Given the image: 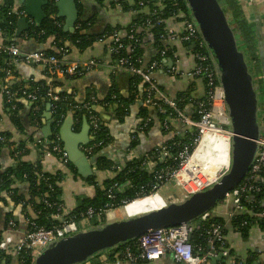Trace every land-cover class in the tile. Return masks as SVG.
<instances>
[{
	"label": "trees",
	"instance_id": "1",
	"mask_svg": "<svg viewBox=\"0 0 264 264\" xmlns=\"http://www.w3.org/2000/svg\"><path fill=\"white\" fill-rule=\"evenodd\" d=\"M97 3L103 5L104 0H95ZM221 5L226 9L229 23L236 28L235 34L239 36L236 37L239 49H244L247 52L248 57L251 60V71L253 72V77L258 76L262 78V69L260 63H257L259 57L258 53V36L251 31L249 25L243 19V13L241 9L237 6H233L230 0H219ZM55 2L50 0L48 5L43 7V12L45 18L39 25H36L33 21L28 22V28L21 34L18 38L16 36V30L18 22L21 20L15 15V0H2L0 2V37L2 40L1 45L7 46L10 44H16L17 41L22 39L27 40V42H35L37 45L46 43L47 40L51 39L50 45L53 49L39 50L47 55H54L59 59H63L71 50L77 52H84L91 48L95 43L99 41H105L111 36L113 32H118L121 36V41L124 49L121 51L120 55L124 57H129L132 60H141L143 62L144 55L148 50L150 52L151 59L148 63L158 62L162 65V61L166 58H172L175 52L174 47H169L164 45V41L167 38L166 21L170 18L177 19L178 21H185L188 16V10L185 6L183 0H164L162 2H153L151 0H112L108 2L111 8L118 7L121 11L126 13H131V20L129 24L125 27L116 25L111 27L106 25L101 31L96 32L94 29V16L91 18H85L84 3L83 0H75V6L77 10V21L74 26V31L72 33H67L63 31V20L57 17V10L55 8ZM23 10V9H17ZM181 13L180 16L178 14ZM40 33L43 35L39 36ZM128 36H132L129 39ZM112 44L111 42L109 45ZM17 45V44H16ZM19 48V47H18ZM67 50V53H62L60 50ZM107 49V48H106ZM165 51L162 56L161 52ZM199 51L198 46L193 49V52ZM205 53V51L202 49ZM112 63L114 64L117 59L116 55H111ZM13 63L11 58L0 51V68L2 70L0 74V79H4L8 72H11L12 76H15ZM127 75V74H124ZM129 77V86L127 91L120 92L116 87H111L107 94L98 99V104L100 109L106 113L110 111L115 115L116 121L121 124L125 121V118L129 116L130 110L133 106L137 105V120L140 125L142 121L147 118L156 119L159 123L165 121L166 119H171L174 117V112L167 106H162L164 113H159V111L143 107V86L141 81L133 76L127 75ZM65 77H77V76H65ZM203 81V80H202ZM204 88L205 92L203 97L194 98L190 95V90L180 93L176 96L178 109L185 115L192 117L194 120L197 119L195 113V104L204 103L207 105L209 87L206 85L205 81ZM261 83V82H260ZM56 82H46L44 80H39L32 83L29 86V90H34V88H39V98L37 105L40 107V111H44L45 105H49L47 99L45 98V93L47 88L52 85L56 86ZM6 85L11 91H17L18 89L26 88L22 83L12 84L11 81L6 82ZM261 94L264 96V82L260 85ZM62 97H67L66 101H62L57 104L56 112L53 114V136L59 134L60 125L64 119L65 114L70 111L73 112V118L76 120L75 130L79 129V126L85 116L83 110L73 109L76 104L75 98L71 97V94H66L61 92ZM87 96L85 98L88 99ZM263 101V100H262ZM23 101L17 103V108L14 111H10L9 105L5 103L4 97V107L9 109L10 117L9 121L15 131L23 134L26 139L19 142L18 145L12 140V133L9 131H0V137L4 138L5 142L0 143V154L4 153L7 158L12 161L11 165L4 166L0 164V204L3 207L8 206L9 202L15 207L20 206L21 212L24 214L25 218L29 217L28 208H30L33 213V218H28V226L30 229L29 222H32L37 227L51 228L58 224V221L54 219V215L61 212V207L63 208V201L61 198L62 191L60 189L59 183L62 180V175L60 173L49 174L43 171L40 158L35 162L26 161L24 157L27 155L25 153H18L15 157L16 151H13V146L16 144V150H21L26 146L25 143H31L33 136L35 135V122L34 117L39 120L40 111L37 115H33L29 112V115L25 118L22 116V112L25 109ZM26 102V101H24ZM264 102V101H263ZM43 106V107H42ZM42 107V109H41ZM100 119V129L95 135L96 141L103 140V147L101 149H96L97 154L95 160V168L98 172L110 171L116 167L117 163L108 159L102 155V150L107 147L111 142V137L108 133V128L103 123L102 113L96 108L94 111ZM153 126V122L142 131V133L132 132L131 136H135L134 139L130 140L129 149L134 150L139 145V135H147ZM162 135L167 136V132L161 130ZM192 139L191 134L188 132L179 133L175 135L172 139L166 138L163 142V146L169 148L173 142L186 144ZM171 154H176L180 147H170ZM12 149V150H11ZM152 154L153 149L148 151ZM201 147L197 150L195 155L200 154ZM144 159V156H138L131 160H124L121 166V172L117 173L115 176L103 179L102 181H96L95 177L87 179L86 182L94 188V195L92 198H78L75 207L69 212L68 217L75 221L81 219L80 214L84 213L88 209H93L95 214H100L104 216L107 210H114L123 207V202L130 203L137 197H144L151 194V184L154 183L153 177L144 170L139 169L137 166ZM69 172L76 175L75 168L71 163L68 164ZM118 183L121 187L120 192L113 193L112 198H108L105 195L106 189L113 184ZM18 185H23L25 192H20L17 188ZM260 185L264 189V175L260 180ZM143 187V188H142ZM6 193L9 200L1 196ZM140 195V196H137ZM152 195L148 196L151 197ZM147 198V197H146ZM138 200V199H137ZM136 201V200H135ZM211 217L204 221L197 220L195 225L198 226L191 237L190 240L196 243H202L205 231L214 225H224L225 222L221 217L216 216L213 211H210ZM0 218L2 219V227L8 223V221H14L11 212L5 211V213L0 212ZM95 220V218H92ZM246 222L245 225L241 226L242 222ZM230 226L232 230L241 234L243 239H247L250 229L254 224L258 226L261 231H264V220L263 219H252L250 215L246 213H241L236 218L230 221ZM97 222L93 226H96ZM0 231V238H1ZM226 234V229H225ZM135 241H130L128 243L119 245L110 250V258L117 253V251L122 250L126 246L131 247L132 251H135L133 247ZM232 254V251L230 250ZM24 256L23 253L19 255L22 260ZM17 258V262L19 261ZM16 258V257H15ZM14 258L6 256L4 253L0 252V264H13ZM256 256L254 253L249 252L247 258L244 259L242 264H254ZM225 260L221 259V263ZM23 264H32L30 258L26 259Z\"/></svg>",
	"mask_w": 264,
	"mask_h": 264
},
{
	"label": "built area",
	"instance_id": "2",
	"mask_svg": "<svg viewBox=\"0 0 264 264\" xmlns=\"http://www.w3.org/2000/svg\"><path fill=\"white\" fill-rule=\"evenodd\" d=\"M183 1L188 10L189 18L183 21L184 32L179 40L184 43H192L195 45V48L197 46L199 48V51L193 52L196 64L194 68L187 73V76L201 78L210 88L206 103L207 105L204 103L195 104L196 120L181 112L178 109L175 100L163 95L158 87L156 79L153 77L155 71L161 66L160 63L155 61L144 65V62L141 60H132L129 57L121 56L120 53L124 49V46L120 34L118 32H113L111 36L107 38L108 42L112 43L110 45L109 43L107 44L109 56H117L113 68L123 74L137 77L142 85H144L142 99L143 107H149L159 111V113H164L162 108L164 105L174 112L175 116H172L171 119H166L161 123L157 121L160 129L167 132V138L172 139L175 135L185 132H188L192 136L190 142L183 145L179 142H173L171 143L172 145L167 148L163 146L162 143L161 145L152 148V154L146 152L141 155H132V150H128V154L131 155L125 160L144 156V159L141 160L137 167L146 171L153 177L154 183L151 184L152 192L148 196L159 195L160 193L165 192L167 185L175 186L174 189H169V194L164 198L170 202L182 201L191 195L209 189L212 185L217 183L225 173H227L230 164V156L227 168L214 172V174H211L204 164L198 162L191 163V160L206 135L227 134L226 137L229 141V153L232 137L230 131L227 132L223 129L224 126L227 125L228 119L225 114L223 94L218 84L214 68L209 60L204 44L200 40L190 10L185 0ZM14 12L18 18L26 19L31 22V19L28 18L24 10L14 9ZM180 15L181 13L178 14V16ZM41 35H43V33L39 34V36ZM128 38L132 39V36H128ZM0 51L7 54L14 65L18 62H22L31 67H41L53 79L58 75L63 77H81L97 65L96 61H90L84 64H66L63 59L61 60L54 55H47L39 50L21 52L16 44H10L7 46L0 44ZM60 51L64 54L67 53V50L61 49ZM164 54L165 51H162L161 55L163 56ZM1 72L2 70L0 68V74ZM169 73L172 75H178V72L174 67L170 68ZM12 77L11 72H8L4 79H0V95L3 98L5 97V103L9 105L10 111L16 110L17 103L23 100L30 103L32 114L34 116L37 115L40 111V107L37 105L39 88L36 87L34 90H29V87H27L18 89L17 91H11L6 85V82L11 81ZM71 97L74 98V95L72 94ZM88 97V99L82 101H76L75 99L77 105H74L73 109L84 111L85 116H83V119L88 127L91 140L86 145H82L80 150L89 161H92L96 160V157L99 155L97 154L96 149H101L103 147L102 139L99 141L94 140L95 135L100 129V119L94 111L96 108L100 109V107L103 106L98 104V98L95 95L91 94ZM45 98L49 104L51 116L56 112L57 104L67 100V97H62L60 93H56L52 86L47 88ZM155 120L156 119L153 120L152 118H147L142 121L140 125L137 123L134 131L142 133L149 123L153 122L154 124ZM34 122L36 123L34 125L36 128V125L39 124L37 117H34ZM175 124L178 125L177 129L174 127ZM34 136L32 142L25 143L26 146L21 150L15 149L16 144L18 145V143L13 146V151H16L15 157L18 156V153L29 151L30 146H34L38 148L41 160L43 157H54L60 166L68 168V164L70 163L69 158L63 149L59 135H55L46 146H44L39 138ZM134 138L135 136H131L130 140ZM4 142V138L0 137V143ZM170 147H180V150L173 155L170 153V150L172 149ZM116 165L117 166L110 171L104 172L107 175L104 179L111 178L121 172V166L123 163H118ZM92 168L95 172H98L95 168V163L92 165ZM60 174L63 179L65 175L62 173ZM263 175L264 134L258 140V148L254 161L246 176L233 190L226 194L225 199H227L228 203L232 205V211L229 214V221L236 218L241 213L250 215L255 221L256 219L264 220V189L260 185V180ZM95 180L98 182L97 178H95ZM121 189L122 188L118 186V183H113L108 189H106L105 195L108 198H112L113 193L120 192ZM1 196L9 200L6 193H3ZM145 197L147 196L137 197L132 201ZM122 204L125 206L128 203L123 202ZM69 212L65 211L64 206L63 208L61 207V212L54 215V219L58 221V224L51 228L46 229L44 227H37L34 223L29 222L31 228H27L21 238L17 240L13 237L14 222L11 220L8 221L5 227H2V229L0 228V231L2 232L0 238V252L10 258H18L19 255L23 253L24 256L22 257V260L19 257L18 264H23L27 258H30L33 263L34 259L49 243L70 236L85 227L88 228L92 218L99 219L98 217H100V214L96 215L93 209H88L80 214L81 219L79 221H75L68 217ZM211 215L210 211L206 212L198 220L204 221L211 217ZM245 224L246 222L244 221L241 223V226ZM225 225L226 224L214 225L206 230L202 236V243H196L190 240L192 233L198 229V226L195 224L192 225L187 223L177 227L157 229L134 240L133 247L135 248V251H132L131 247L126 246L122 250L117 251V253L111 258L110 255L113 254L107 253L105 256L106 262L104 264H142L157 261L166 254H170L172 259L178 264H222L221 259L225 260L224 263H226L230 258L231 253L225 236ZM253 227L258 228L256 224H254ZM242 262L243 261L240 260H233L232 264H242Z\"/></svg>",
	"mask_w": 264,
	"mask_h": 264
},
{
	"label": "crops",
	"instance_id": "3",
	"mask_svg": "<svg viewBox=\"0 0 264 264\" xmlns=\"http://www.w3.org/2000/svg\"><path fill=\"white\" fill-rule=\"evenodd\" d=\"M2 0H0L1 2ZM153 2H162L164 0H151ZM233 3V6H237L241 9L243 13L244 21L249 25L251 31L258 36V42H262V54L264 57V0H230ZM85 11V18H91L94 16V29L96 32L102 30L106 25L114 27L120 25L125 27L129 24L131 20V13H126L121 11L118 7L111 8L108 4V1L104 0L103 5L97 3L95 0H83ZM15 9H23V3L20 0H15ZM44 13V12H43ZM45 15V14H44ZM63 20V17H59ZM31 20H33L30 17ZM34 21V20H33ZM166 30L167 38L164 41L165 46L174 47L175 52L173 53L172 58H166L162 61V65L155 71L153 77L158 83V87L162 91L163 95L166 97L175 100L176 96L180 93L190 90V95L194 98H201L204 95V83L201 78L188 77L187 73L190 72L196 62L193 57V49H191L192 43H184L179 40L180 36L184 32V23L183 21H178L175 18H170L166 21ZM24 32V31H23ZM22 32V33H23ZM21 33V34H22ZM21 36V35H20ZM19 36V37H20ZM18 37V38H19ZM51 39L47 40L46 43L37 45L35 42H27V40L17 41V46L21 52L37 51V50H47L53 49L50 45ZM2 43L0 37V44ZM107 41H99L95 43L91 48L87 49L84 52H77L71 50L64 58L66 64H84L90 61H96L97 65L93 67L90 71L86 72L81 77H63L61 75L56 76L54 79L51 78L46 71L41 67H31L18 62L14 65L15 76L12 77V84L22 83L26 88L29 87L32 83L39 80H44L48 83L56 82V86H52L56 93L65 92L66 94H73L76 101H82L87 96L93 94L98 99L103 98L111 87H116L120 92H125L129 86V77L124 75L118 70L113 68V63L109 53L107 51ZM259 53V52H258ZM151 56L150 52L147 50L143 62L144 65L148 64ZM257 63L261 61L260 57L256 60ZM171 67H174L178 72V75H172L169 73ZM259 78V77H258ZM262 82H264V75L262 69ZM23 101V100H22ZM4 98L0 95V131H9L12 133V140L14 143L22 142L26 139L23 134L15 131L9 121L10 112L4 107ZM25 105V109L22 112L23 117H27L29 112H31V105L28 102H22ZM43 107V106H42ZM41 107V109H42ZM99 112L102 113L103 109H99ZM50 110L48 111L47 105L44 107V111H40L39 115V124L34 128L35 136L39 138L44 146L53 138V123L54 120L51 116ZM48 114L50 116H48ZM137 105L133 106L130 110L129 116L125 118L123 123L119 124L116 121L115 115L110 111L102 113V119L105 126L108 128V133L111 137L110 144L102 150V155L108 157V159L118 163H123V161L132 155H141L152 148L159 146L163 141L168 137L164 136L161 133V129L157 120L154 121V124L151 130L147 135H139V145L137 148L132 150L131 154H128L129 144H130V134L134 131L136 124L139 122L137 120ZM70 115L72 119L70 118ZM73 118V112L68 111L59 128V138L61 140V133L64 127H67L65 139L66 138H80L82 143L79 145V148L82 145H86L90 142L91 138L89 131L85 126L84 119L82 120L79 129L76 131L75 126L77 123ZM177 129L178 125H174ZM152 132L158 136L157 141L159 144L156 146H148L147 140L151 138ZM34 136V137H35ZM143 142V143H142ZM212 141L211 138H205L203 145L201 147V152L197 155L193 163L198 162L204 164L208 171L211 174L222 170L227 163V145L223 142ZM62 143V141H61ZM63 145V143H62ZM29 152L24 157L26 161L35 162L40 158L38 148L34 146L29 147ZM42 168L49 174L54 172L64 174V178L60 181L59 186L62 191V201L63 206L66 212L71 211L76 203L78 198H92L94 195V188L90 186L86 180L80 177L77 174H72L69 172L68 168L60 166L58 161L54 157H43L40 158ZM0 164L2 167L8 166L11 164L9 158L5 156L4 153L0 154ZM92 170L91 177L97 178L98 181H102L107 177L104 172H95ZM90 179V178H89ZM17 188L20 192H25L23 185H18ZM156 200L152 199L146 203H141L145 199L136 200L129 204L127 207L122 208L120 211L122 215L126 217H133L143 214V212L154 211L156 208H161L166 205L162 203V198L159 195H156ZM219 203L218 206L220 209L216 212H213L216 216L221 217L225 222L226 228V240L229 247V250L232 251L230 258L226 261L225 264H232L233 260L244 261L247 258V254L252 252L255 254L256 259L254 264H264V231H261L257 227H253L249 231L247 239H243L240 233L232 230L229 224V214L232 211V205L230 203L222 204ZM161 206V207H160ZM29 217L33 218V211L27 209ZM11 212L14 218V230L13 237L17 240L20 239L23 233L27 230L28 218L24 217V214L21 212L20 206H13L9 204L6 207H3L0 204V212L2 213ZM0 228L2 229V219L0 218ZM110 253L109 251L102 252L92 258L89 262L84 264H104L106 262V254ZM14 258V257H13ZM13 260V259H12ZM128 264V263H126ZM142 264H178L176 263L170 254H166L157 261L147 262Z\"/></svg>",
	"mask_w": 264,
	"mask_h": 264
},
{
	"label": "water",
	"instance_id": "4",
	"mask_svg": "<svg viewBox=\"0 0 264 264\" xmlns=\"http://www.w3.org/2000/svg\"><path fill=\"white\" fill-rule=\"evenodd\" d=\"M36 25L45 18L43 7L50 0H20ZM57 16L65 19L63 31L72 33L77 21L75 0H53ZM111 2L112 0H105ZM201 42L214 68L223 94L225 114L231 132L230 166L217 183L209 189L177 202H170L155 211L127 217L111 223H101L86 231L49 243L32 264H84L102 252L134 241L140 236L162 228H171L198 220L225 200L246 176L258 148V140L264 134L259 112L257 86L251 71V60L244 49H239L236 28L228 21L227 11L219 0H185ZM28 28L25 20L18 22L16 36ZM258 52L264 75L262 42ZM195 45H191L194 49ZM49 111V105H47ZM50 114V113H49ZM48 114V116H50ZM70 118L72 119L71 115ZM87 127V125L85 124ZM88 129V127H87ZM67 127L62 129L61 141L69 162L83 179L91 178L92 165L81 152L80 138H66ZM133 202V201H131ZM13 264H18L17 258Z\"/></svg>",
	"mask_w": 264,
	"mask_h": 264
},
{
	"label": "rangeland",
	"instance_id": "5",
	"mask_svg": "<svg viewBox=\"0 0 264 264\" xmlns=\"http://www.w3.org/2000/svg\"><path fill=\"white\" fill-rule=\"evenodd\" d=\"M236 37H238L239 38V36L238 35H236ZM239 46H240V44H239ZM240 48V47H239ZM263 101H264V99H263ZM264 110V109H263ZM223 129H225L227 132H229L230 130H229V124L227 123V125H225L224 126V128ZM153 133H156V132H152V135H151V138L150 139H148L147 140V145L148 146H156L157 144H159L158 143V141H157V138H158V136L157 135H155V134H153ZM226 135L227 134H225V135H222V134H220V135H218V137L216 138V141L217 142H224L226 145H227V163H226V165H225V167L223 168V169H226L227 168V166H228V163H229V156L231 157V153H229V141H228V138L226 137ZM205 141V140H204ZM143 143V142H142ZM230 145H231V141H230ZM229 166H230V164H229ZM229 169V168H228ZM174 187L175 186H173V185H167L166 186V188H165V192H162V193H160L159 195L161 196V200H162V203L163 204H167V201H166V199H164V198H166V196L169 194L168 193V191H169V189H174ZM157 195V194H156ZM156 195H152L151 197H149V198H147V199H145L144 201H142L141 203H146V202H148L149 200H151V198L152 199H154V200H156L155 198H157V197H155ZM224 204H227L228 203V200L227 199H225L224 200V202H223ZM222 203V204H223ZM220 205V204H219ZM218 205V206H219ZM215 207L212 211L213 212H216V211H218L220 208L219 207ZM161 207V206H160ZM122 206L120 207V208H117V209H114V210H110V211H106L105 213H104V216L102 215V216H100V217H98L99 219H96L95 218V220L94 219H91V221H90V224L88 225V228L87 227H85V228H83V227H81V228H83V229H81L80 231H86V230H88V229H91V228H93L94 226V223L95 222H97V225L98 224H101V223H111V222H114V221H119V220H123V219H126L127 217L126 216H124V215H122L121 214V210H122ZM157 209H159V208H156V210ZM146 212V211H145ZM145 212H143V213H145ZM195 221H197V220H195ZM195 221H193V222H191L190 224H192V225H194V223H195ZM89 227H91V228H89Z\"/></svg>",
	"mask_w": 264,
	"mask_h": 264
},
{
	"label": "flooded vegetation",
	"instance_id": "6",
	"mask_svg": "<svg viewBox=\"0 0 264 264\" xmlns=\"http://www.w3.org/2000/svg\"><path fill=\"white\" fill-rule=\"evenodd\" d=\"M28 16V15H27ZM58 17V16H57ZM28 18L30 19V17L28 16ZM22 20V19H21ZM23 20H25V22H26V24H27V26H28V20H26V19H23ZM31 21H33V20H31ZM34 22V21H33ZM35 23V22H34ZM64 26V25H63ZM254 80H255V84H256V86H257V95H258V100H259V112H262V111H264L263 109H264V102L262 101L263 99H264V96L261 94V91H260V85H261V83H262V81H261V79H259L258 78V76H255V78H254ZM261 82V83H260ZM260 121H261V124L262 125H264V113H263V115L260 117Z\"/></svg>",
	"mask_w": 264,
	"mask_h": 264
},
{
	"label": "bare ground",
	"instance_id": "7",
	"mask_svg": "<svg viewBox=\"0 0 264 264\" xmlns=\"http://www.w3.org/2000/svg\"><path fill=\"white\" fill-rule=\"evenodd\" d=\"M218 135H220V134H208V135H206L205 137H204V139H203V141L205 140V138H207V137H209V138H211L212 139V141H216V138L218 137ZM217 142V141H216ZM215 142V143H216ZM202 145H203V142H202V144L200 145V147H202ZM199 155V154H198ZM197 155H194V157L192 158V160H191V163L194 161V159H195V157H196ZM148 197V196H147ZM146 198V197H145ZM141 199H144V198H141ZM138 200H140V199H138ZM134 202V201H133ZM132 202H130V203H128V204H126L123 208H125V207H127L129 204H131ZM165 206V205H164ZM164 206H162V207H164ZM161 207V208H162ZM160 209V208H159ZM158 210V209H157ZM155 211V210H154ZM149 212H151V211H149ZM145 213H148V212H145ZM145 213H143V214H145Z\"/></svg>",
	"mask_w": 264,
	"mask_h": 264
}]
</instances>
